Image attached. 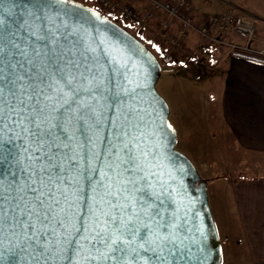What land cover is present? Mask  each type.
I'll return each instance as SVG.
<instances>
[{"label": "snow or ice", "instance_id": "obj_1", "mask_svg": "<svg viewBox=\"0 0 264 264\" xmlns=\"http://www.w3.org/2000/svg\"><path fill=\"white\" fill-rule=\"evenodd\" d=\"M48 7L27 41L0 16V264H201L143 110L111 114L140 85Z\"/></svg>", "mask_w": 264, "mask_h": 264}, {"label": "water", "instance_id": "obj_2", "mask_svg": "<svg viewBox=\"0 0 264 264\" xmlns=\"http://www.w3.org/2000/svg\"><path fill=\"white\" fill-rule=\"evenodd\" d=\"M47 4L45 15L59 16L60 25L74 30L85 46L95 49L105 67H112V58L126 62L128 79L139 84L135 96L120 98L112 109L113 119L120 115L121 107L142 109L140 115L146 121L144 132L147 144L155 147L159 162L158 171L164 174L173 189L172 196L186 213L191 234L196 238L203 259L201 264H221L222 248L209 206L207 183L197 167L182 152L176 149L177 133L169 122L170 108L166 100L158 93L156 83L162 68L154 54L135 36L116 22L94 9L76 1L65 0H6V8L15 13L8 16L0 12L9 27L17 32L22 41L30 39L28 31L22 27L30 20L29 12L40 13V7ZM55 9V11H53ZM119 82V81H117ZM111 103V100L109 101ZM171 125V128H168ZM202 240V243H201Z\"/></svg>", "mask_w": 264, "mask_h": 264}, {"label": "rangeland", "instance_id": "obj_3", "mask_svg": "<svg viewBox=\"0 0 264 264\" xmlns=\"http://www.w3.org/2000/svg\"><path fill=\"white\" fill-rule=\"evenodd\" d=\"M190 1L199 15L217 13L214 12L211 0ZM111 18L115 19L114 16ZM246 19L252 22L251 38H254L257 20L249 17ZM263 39H259L261 46L264 44ZM233 42L236 43L235 40ZM238 46L242 52L264 57V45L260 49L250 43ZM151 48L154 49L153 46ZM221 51L228 54L226 49ZM217 68L216 64L212 66L201 59L195 66L162 64V74L156 83V89L170 108L169 122L178 130L176 149L193 162L202 178L210 179L207 183V195L222 247L221 264H255L249 257V251L244 249V228L240 225L242 220L239 219L235 188L231 186V182L240 177L264 174V170H254L252 166L259 160L249 154H242L239 149L237 153L230 149V153L218 154V137L223 121L217 103L221 87ZM232 147L236 150L235 144Z\"/></svg>", "mask_w": 264, "mask_h": 264}, {"label": "crops", "instance_id": "obj_4", "mask_svg": "<svg viewBox=\"0 0 264 264\" xmlns=\"http://www.w3.org/2000/svg\"><path fill=\"white\" fill-rule=\"evenodd\" d=\"M211 4L214 12L230 10L255 18V37L247 40L237 36L234 40L240 45L250 43L258 49L263 47L259 39L264 38V0H211ZM200 59L212 66L216 64L221 78L217 103L223 126L219 129L218 154L230 153V149L237 153L239 149L242 154L259 160L254 162V170H264V63L217 51L201 55L190 65H198ZM234 144L236 150L232 147ZM231 186L235 188V205L244 228V249L249 251L252 262L264 264V174L240 177Z\"/></svg>", "mask_w": 264, "mask_h": 264}, {"label": "built area", "instance_id": "obj_5", "mask_svg": "<svg viewBox=\"0 0 264 264\" xmlns=\"http://www.w3.org/2000/svg\"><path fill=\"white\" fill-rule=\"evenodd\" d=\"M81 1V0H75ZM103 14L117 16L137 34H153L164 64H187L197 55L242 50L237 36L250 39L252 22L230 10L199 15L190 0H92ZM251 22V23H250Z\"/></svg>", "mask_w": 264, "mask_h": 264}, {"label": "trees", "instance_id": "obj_6", "mask_svg": "<svg viewBox=\"0 0 264 264\" xmlns=\"http://www.w3.org/2000/svg\"><path fill=\"white\" fill-rule=\"evenodd\" d=\"M115 20H117V19H115ZM120 24L126 28L124 23H120ZM140 40L146 46H150V44H151V47L153 46V48L155 49V47H156V39L151 33L146 34V36L141 37ZM148 40H150V42ZM233 54L236 55V56L245 58V59L255 60V61L264 63V57L263 56H259V55H256V54H250V53H246V52H242V51H234Z\"/></svg>", "mask_w": 264, "mask_h": 264}]
</instances>
